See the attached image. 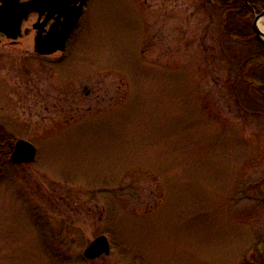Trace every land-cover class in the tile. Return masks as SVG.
Segmentation results:
<instances>
[{"label": "rangeland", "instance_id": "rangeland-1", "mask_svg": "<svg viewBox=\"0 0 264 264\" xmlns=\"http://www.w3.org/2000/svg\"><path fill=\"white\" fill-rule=\"evenodd\" d=\"M214 10L90 0L51 55L36 15L0 35V139L38 150L0 162V264H264V119L237 96L243 49L224 58ZM101 234L111 254L86 259Z\"/></svg>", "mask_w": 264, "mask_h": 264}, {"label": "water", "instance_id": "water-1", "mask_svg": "<svg viewBox=\"0 0 264 264\" xmlns=\"http://www.w3.org/2000/svg\"><path fill=\"white\" fill-rule=\"evenodd\" d=\"M88 0H0V35L16 41L23 35V24L31 15L38 14L34 24L36 29L35 50L40 55H50L64 51L67 43L79 25ZM264 10L255 17L254 30L259 41L264 44V32L258 21ZM43 19V20H42ZM48 27V28H47ZM30 29H25L28 34ZM37 148L30 141H16L10 160L14 164H30L35 161ZM111 244L107 235L97 236L84 250L87 259L109 255Z\"/></svg>", "mask_w": 264, "mask_h": 264}, {"label": "trees", "instance_id": "trees-1", "mask_svg": "<svg viewBox=\"0 0 264 264\" xmlns=\"http://www.w3.org/2000/svg\"><path fill=\"white\" fill-rule=\"evenodd\" d=\"M206 5L215 9L211 14L213 17L214 13L217 14L218 39L224 58L225 55L229 56L228 43L243 49L238 58L228 57L232 61V81L233 69L237 70L236 90L242 88L237 96L241 94V103L248 109L249 114L264 119V44L259 41L254 30L255 16L264 10V0H206ZM13 146L14 141L11 138L0 139L1 164L10 163L9 156ZM36 220L44 236L45 245H53L43 218L38 217ZM262 254L264 256V246Z\"/></svg>", "mask_w": 264, "mask_h": 264}, {"label": "bare ground", "instance_id": "bare-ground-1", "mask_svg": "<svg viewBox=\"0 0 264 264\" xmlns=\"http://www.w3.org/2000/svg\"><path fill=\"white\" fill-rule=\"evenodd\" d=\"M258 27L262 32H264V16L259 19Z\"/></svg>", "mask_w": 264, "mask_h": 264}, {"label": "flooded vegetation", "instance_id": "flooded-vegetation-1", "mask_svg": "<svg viewBox=\"0 0 264 264\" xmlns=\"http://www.w3.org/2000/svg\"><path fill=\"white\" fill-rule=\"evenodd\" d=\"M90 1V0H89ZM89 1L87 2V4L89 3ZM87 4H86V7H87ZM86 7H85V10H86ZM37 16V14H35ZM0 158H1V153H0ZM1 162V161H0ZM3 164V162H2ZM251 264H257L255 261H252Z\"/></svg>", "mask_w": 264, "mask_h": 264}]
</instances>
